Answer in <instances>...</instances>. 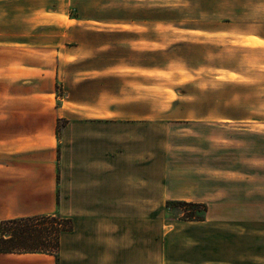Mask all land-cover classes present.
I'll list each match as a JSON object with an SVG mask.
<instances>
[{"label": "rangeland", "instance_id": "374dc122", "mask_svg": "<svg viewBox=\"0 0 264 264\" xmlns=\"http://www.w3.org/2000/svg\"><path fill=\"white\" fill-rule=\"evenodd\" d=\"M63 11L48 24L53 17L75 32L46 52L42 83V100L59 108L56 129L71 117L72 98L124 87L158 107L160 120L184 123L160 128L169 191L227 199L204 204L201 222L185 221L173 205L154 211L159 222L145 217V233L159 241L158 263L264 264V0H69ZM97 73L112 76L87 79ZM7 101L1 97L0 107ZM27 125L12 131L19 137ZM249 191L255 202L241 199ZM232 200L246 206L238 216L263 221L239 224Z\"/></svg>", "mask_w": 264, "mask_h": 264}, {"label": "crops", "instance_id": "0c3cea01", "mask_svg": "<svg viewBox=\"0 0 264 264\" xmlns=\"http://www.w3.org/2000/svg\"><path fill=\"white\" fill-rule=\"evenodd\" d=\"M68 2L0 0V98L11 99L0 107V221L56 214L72 224L61 236L57 262L50 255L26 253L0 254V264H159V241L149 229L145 233V217H154L167 202L227 199L222 193L209 199L206 193L169 191L168 166L160 172V128L184 123L160 120L158 107L146 106L124 87L72 98V115L57 134L59 108L51 111L42 100V83L48 76L46 52L64 45L70 29L53 17L49 25L48 16L64 14ZM111 76L97 73L87 79ZM21 82L29 86L16 89ZM154 113L157 119L147 120ZM21 115L25 121L20 123ZM28 121L17 137L16 123ZM245 194L252 201L244 200ZM254 194L241 199L255 202ZM231 204L239 224L263 221L238 216L246 206Z\"/></svg>", "mask_w": 264, "mask_h": 264}, {"label": "trees", "instance_id": "16d2710c", "mask_svg": "<svg viewBox=\"0 0 264 264\" xmlns=\"http://www.w3.org/2000/svg\"><path fill=\"white\" fill-rule=\"evenodd\" d=\"M60 129L57 128V134ZM171 205L182 210L185 221L201 222L207 212L204 204L166 203L167 208ZM198 213H202V216ZM71 229V221L56 214L0 221V254H45L53 256L57 262L61 236Z\"/></svg>", "mask_w": 264, "mask_h": 264}]
</instances>
